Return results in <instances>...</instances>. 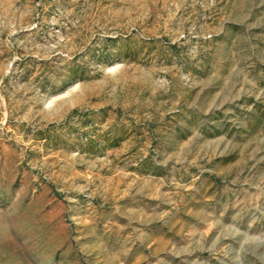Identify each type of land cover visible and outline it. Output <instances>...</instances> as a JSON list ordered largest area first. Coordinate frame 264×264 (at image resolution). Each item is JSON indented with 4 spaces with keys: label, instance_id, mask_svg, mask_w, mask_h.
Here are the masks:
<instances>
[{
    "label": "rangeland",
    "instance_id": "rangeland-1",
    "mask_svg": "<svg viewBox=\"0 0 264 264\" xmlns=\"http://www.w3.org/2000/svg\"><path fill=\"white\" fill-rule=\"evenodd\" d=\"M0 264H264V0H0Z\"/></svg>",
    "mask_w": 264,
    "mask_h": 264
}]
</instances>
